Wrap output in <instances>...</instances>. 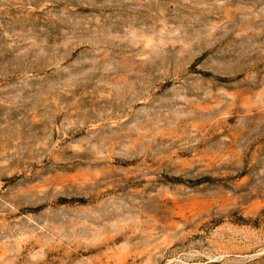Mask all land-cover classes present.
Instances as JSON below:
<instances>
[{"label":"rangeland","instance_id":"rangeland-1","mask_svg":"<svg viewBox=\"0 0 264 264\" xmlns=\"http://www.w3.org/2000/svg\"><path fill=\"white\" fill-rule=\"evenodd\" d=\"M0 264H264V0H0Z\"/></svg>","mask_w":264,"mask_h":264}]
</instances>
